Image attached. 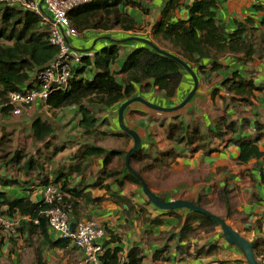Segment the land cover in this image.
<instances>
[{"label":"trees","instance_id":"trees-1","mask_svg":"<svg viewBox=\"0 0 264 264\" xmlns=\"http://www.w3.org/2000/svg\"><path fill=\"white\" fill-rule=\"evenodd\" d=\"M177 2L178 0H168L165 3L158 20L151 26L150 41L159 49L177 56L190 67L196 66L200 75L207 71H216L220 67L218 59L225 55L238 56V60L244 63L250 61L253 55L264 56V35L254 38L252 33L257 29L254 18L246 17L237 21L234 31L227 33L215 16L218 0H192L186 6L188 18L174 21L172 13L178 7ZM134 5L130 0H94L74 7L67 13V17L71 27L79 34L108 30L134 32L138 30L136 21L124 11L125 7ZM255 8L261 6L256 5ZM259 25L264 26V17L259 20ZM119 43L103 44L99 50L93 52L92 61L87 56L92 52V47L73 49L74 52L81 53V63L72 67L68 88L63 90L51 85L48 89V97L42 105L49 111L55 115V110L75 107L79 114L80 135L74 141L76 146L74 152L69 154L67 167L59 163L57 166L51 165L50 170L47 169L55 156L70 149L69 144L73 143L60 140L48 121L36 119L31 131L26 134L24 130L20 138L6 127L0 128V162L5 166L19 165V171L28 178L21 181L2 175L0 186H27L25 190H29L30 185L39 186L43 195L41 199L33 202L29 195L8 199L6 193L0 191V217L14 219L17 223L16 217H20L24 222H19L17 234L26 232L29 240L35 236L42 238L34 254H42L43 248L66 249L68 245L81 254L68 240L55 237L52 241L49 238L50 228L44 212L59 207L69 216L71 222H80L91 220L88 217L83 219L84 207L109 201L122 208L126 220L132 213H136L148 227L162 226L165 217L178 220L177 231L162 232L153 238L154 241L162 240L164 244L152 251L151 264H176L188 258L213 256L217 252L213 244L200 246L191 242L201 234L208 236L216 230L219 225L211 217L187 210L184 214L178 213V210L160 211L145 196L142 202H134L135 192H123L127 186L132 185L142 192L143 180L152 192L167 200L164 197L170 190L166 187V182L171 178L172 164L176 163L177 158L197 152L208 156L228 144L238 147L239 154L235 159L238 165L245 164L250 159L262 158L264 152L260 151L257 144L264 135V124L240 117L241 111L238 110L240 106L253 105L255 93L262 87L254 83L252 75L244 76L238 70L232 71L209 93L210 100L216 99L222 107L221 114L212 126L204 128L198 119L189 122L179 117V111L172 113L170 121L162 126L163 138L169 146L164 150L158 149L155 144H149L147 149L141 148L129 159L133 173L124 163V149H106L98 145L107 138H118L123 139L127 146L131 137L120 130H101L100 126L107 124V120L99 119L98 113L130 99L137 87L142 92L154 87L164 97L173 98L182 81L184 69L172 58L138 43L127 53L120 68L114 70L112 66L119 55ZM57 55L58 49L49 43L47 31L40 24L37 15L28 10L0 5L1 116L12 115L13 106L9 104V95L15 92L24 93L33 88L35 73ZM203 60L209 61L208 67L202 64ZM116 75H120L122 80H117ZM28 139L35 147L34 151L27 149ZM98 160L100 169L96 172L94 181L86 185L85 175L93 174L92 168ZM48 175L54 177L49 179ZM77 178L78 181L73 183ZM106 181L108 183L104 185ZM260 181L264 185L262 171ZM111 184L115 186L113 189H110ZM48 186L58 191L52 204L44 203L43 192ZM89 188H100L105 193L102 197H92L87 191ZM234 192L235 189L224 183L213 190L214 197L200 191L195 199H185L183 196H178V199L189 200L210 213L214 203L221 211L216 216L226 223L228 220L245 223L248 216L237 212L233 207ZM148 208L158 210V213L151 217ZM100 227L103 236H108V240L102 245L100 264H143L144 246L134 245L122 256L121 247H110L111 243H119L120 239L104 224ZM144 233L148 236V242L150 233ZM251 242L257 263L264 264V238H256ZM218 263L240 262L222 260ZM34 264H44L41 255Z\"/></svg>","mask_w":264,"mask_h":264},{"label":"crops","instance_id":"crops-1","mask_svg":"<svg viewBox=\"0 0 264 264\" xmlns=\"http://www.w3.org/2000/svg\"><path fill=\"white\" fill-rule=\"evenodd\" d=\"M135 3L134 6H127L124 11L131 15L138 27L134 32H123L121 30H108V31H87L80 35L90 34L95 32L98 38H102L103 44H110L114 41L123 40L130 36L140 37L150 40L151 26L158 20L160 12L168 0H130ZM192 0H178V7L172 13V20H186L188 18V10L186 8ZM261 6V8H255V6ZM217 21L225 28L227 33H231L235 29V23L242 21L246 17L254 18L257 23V29L253 31L254 38H258L261 34L264 35V26L259 25V20L264 17V0H218V5L215 11ZM132 43L123 42L120 44V51L116 63L112 66L114 70H118L127 55L135 46L137 41H129ZM102 44V45H103ZM93 46V44L91 45ZM90 48V47H89ZM94 48V47H92ZM93 52V51H92ZM252 59L247 62L238 60V56L225 55L218 59L220 67L216 71H207L204 75L198 73L196 66L191 67L192 71L196 75L198 86L194 97L191 101L178 112L180 118L191 121L198 119L203 123V127H211L214 120L221 114V103H217V100H210L209 93L214 87H218L220 82L230 75L232 71L238 70L242 75L247 74L253 76V81L256 85L262 87V89L255 93V101L251 106H240L238 110L241 111L240 117H246L252 121L257 120L264 124V56L259 54L253 55ZM205 66H209L208 60L202 61ZM117 80L121 81L120 75H116ZM193 88V79L187 73L183 71L182 81L177 89V92L173 98H166L154 87H151L149 91L142 92L137 87L135 96H141L159 106L172 107L182 101L185 96ZM123 103V102H122ZM43 103L37 102L31 109L22 108L19 115L1 116L0 115V128L6 127L8 130L15 132L19 138L23 135L20 130H26L25 133L31 131V126L36 119L48 121L55 129L56 135L60 140L71 141L69 144L70 149H66L64 152L59 153L50 162L51 165L57 166L59 163L67 167L68 157L75 149V140L80 135V129L78 127L79 114L75 107H67L59 111H49ZM120 104L108 110H101L98 113L99 119H106L107 124L100 126L101 130L118 132L117 124V111ZM175 113V112H172ZM172 113L158 112L146 108L140 103L131 104L123 113V119L125 124L133 129L141 140V147L147 149L149 144H155L158 149L164 150L169 146V143L165 139L159 136L162 133V126H165L170 121ZM177 114V113H176ZM16 120L14 124L8 123L7 120ZM61 120L58 124V120ZM62 126V132L58 128ZM17 137V138H18ZM18 138V140H19ZM117 145L121 144L118 138H107L98 145L106 149H118L127 151L133 145V140H129L125 148L112 147V140ZM123 140V139H122ZM115 144V143H114ZM28 150L34 151L35 147L31 145V141L27 140ZM125 145V144H124ZM260 151L264 152V135L258 142ZM27 147V146H26ZM239 154L238 147L234 144H228L221 147L218 152L211 153L210 155H204L202 152L190 154L188 156L179 157L176 159V163L172 164V173L180 175L181 180L176 181V187L170 189V193L165 194V199L173 200L178 199V196H183L185 199H195L200 191L208 194L209 197H214L213 190L216 187L227 184L229 188L235 189L234 196L232 198V204L234 209L244 215L248 216L245 223H241L239 220H228L229 224L234 230L242 235L246 240L252 241L253 239L264 238V185L260 181V171L264 175V155L260 159H250L247 163L238 165L235 162ZM100 160L93 166V174L85 175V184H91L96 177V172L100 169ZM6 176L7 178L15 177L21 181L27 180L26 176L19 171V165L5 166L0 162V176ZM30 177V176H28ZM49 179H52V175H48ZM83 180V181H84ZM78 178L73 180V183L77 182ZM33 183V181L31 180ZM30 183V184H32ZM108 181L104 182V185ZM133 186V185H132ZM132 186H127L123 194L129 192H135L134 202H142L143 198L137 199L139 190L138 188L132 189ZM115 186L110 185V189ZM27 186H6L1 187L0 191L6 193L8 199H14L29 195L30 200L36 202L42 198V188L39 186L30 185L29 190H25ZM88 193L92 197H102L105 193L100 188H89ZM141 194V193H140ZM144 196V195H143ZM175 196V197H174ZM146 198V197H145ZM183 199V200H185ZM189 201V200H188ZM83 219L90 218L99 223L104 224L109 231L115 237L120 239L119 243H111L110 247L119 246L122 249V256H125L126 252L134 245L145 247L144 248V260L143 264H151L150 257L154 249L161 247L163 241H154L153 238L157 237L162 232H175L177 231L178 220L174 217H165L164 224L160 227H148L143 224L142 218L138 214L132 213L126 220V216L120 206L109 201H103L99 204H90L84 207ZM151 217L158 213V210H152L148 208ZM186 210H178V213L184 214ZM18 221L23 223V219L16 217ZM145 231L150 233L149 241ZM208 236L203 234L193 238L192 244L209 245L213 244L216 247V254L210 257L203 258H188L181 263L176 264H219L218 261L228 259L230 261L238 260L239 264H246L243 253L234 247L227 244L223 236L216 230ZM48 236L53 241L55 235L48 230ZM108 240V236L104 235L98 240L100 244H104ZM42 242V238L39 236L33 237L29 240L26 232L23 234L18 233L15 237L8 236L4 231L0 229V264H33L36 259L41 255L44 264H72L78 260L80 254L73 250L70 245L66 249L51 248L42 249V254H34L35 250ZM175 241L172 242L174 244ZM173 253V252H172ZM160 264V263H158Z\"/></svg>","mask_w":264,"mask_h":264},{"label":"built area","instance_id":"built-area-1","mask_svg":"<svg viewBox=\"0 0 264 264\" xmlns=\"http://www.w3.org/2000/svg\"><path fill=\"white\" fill-rule=\"evenodd\" d=\"M92 1L94 0H0V5L28 10L37 15L40 24L47 31L49 43L58 49L57 57L35 73L33 88L24 93L15 92L9 95L13 115H19L22 108H33L37 102L45 103L51 85L63 90L68 88L72 67L81 63V53L74 52L69 44L70 37L80 34L71 27L67 13L76 6ZM93 54H87L90 61ZM43 193L46 204H52L54 196L58 195V191L52 186L46 187ZM44 214L55 237L68 240L81 253L75 264H100L99 257L103 247L98 240L102 238L103 231L98 222H71L69 216L59 207H53ZM17 227L18 223L14 219L0 217V229L8 236L15 237Z\"/></svg>","mask_w":264,"mask_h":264},{"label":"water","instance_id":"water-1","mask_svg":"<svg viewBox=\"0 0 264 264\" xmlns=\"http://www.w3.org/2000/svg\"><path fill=\"white\" fill-rule=\"evenodd\" d=\"M42 1H40L41 3ZM129 42V41H137L142 44H145L149 46L153 51L160 53L162 55L168 56L172 58L174 61H176L179 65L183 67L184 70L187 71V73L192 77L193 79V88L191 91L185 96V98L180 101L178 104L172 106V107H163L156 105L154 103H151L147 99L141 96H135L131 97L130 99L124 101L123 103L120 104L118 111H117V124L118 128L120 131L125 132L128 134L132 140H133V145L130 149L126 151L125 158H124V163L127 167V169L131 172L132 169L130 168L129 165V159L132 155H134L137 151H139L141 147V140L138 134L131 128H129L123 119V113L124 111L133 103H140L143 106H145L148 109L158 111V112H165V113H172V112H177L182 110L194 97L197 86H198V81L196 78V75L192 71L191 67L187 65L185 62H183L180 58L177 56L166 52L164 50L159 49L154 43H152L149 39L145 38H140V37H135V36H130L128 38H125L123 40H119L117 42ZM116 42V41H114ZM90 49V48H89ZM134 173V172H133ZM136 175V174H135ZM139 177L138 175H136ZM141 191L143 195L146 197V199L154 206V208L160 210V211H169V210H187L189 212H197L200 214H204L206 216L211 217L216 223H218L220 230L222 232V236L224 241L229 244L237 247L244 255V259L246 264H258L254 253H253V243L246 240L242 235H240L236 230H234L229 224L226 223V221L222 220L218 216L208 212L206 209H203L199 206L194 205L192 202L188 200H183V199H176V200H164L160 198L158 195H156L154 192H152L146 185V183L141 180Z\"/></svg>","mask_w":264,"mask_h":264},{"label":"rangeland","instance_id":"rangeland-1","mask_svg":"<svg viewBox=\"0 0 264 264\" xmlns=\"http://www.w3.org/2000/svg\"><path fill=\"white\" fill-rule=\"evenodd\" d=\"M69 40H70V42H69V44H70V46H71V48L72 49H74V50H82V49H89V47L91 48V47H94L93 48V52H95V51H97V50H99L101 47H102V44H103V42L102 41H99V40H103L102 38H98V35H96L95 34V32L90 36V34H85V35H77V36H73V37H70L69 38ZM93 44V46H91ZM5 120H7L8 121V123H10V124H14L15 123V121L16 120H11L10 121V119H5ZM61 120L59 119L58 120V124H60L61 122H60ZM61 125H60V127L58 128V130H60L61 132L63 131L62 129H61ZM116 129L117 130H119V128H117L116 127ZM21 132H19L18 131V133L20 134V133H22V132H24V129H22V130H20ZM159 136H161V137H163V135H162V133L159 135ZM110 140H112V139H110ZM114 140H116V139H113L112 140V147H119V148H125V145H124V140H119L120 142H122V145L121 144H119V145H117L116 144V142L114 141ZM115 143V144H114ZM128 150V149H127ZM177 180H181V178H180V175L179 174H177V173H172V175H171V178H170V180L169 181H167L166 182V187H168V190H170V189H172V188H174V187H176L177 185V183H176V181ZM132 189H134L135 187L134 186H132L131 187ZM141 193V194H140ZM138 197H137V199H139V197L140 198H142V197H144L143 196V194H142V192H139L138 194ZM210 211L213 213V214H215V215H220L221 214V211H220V209L217 207V205L216 204H212V207L210 208ZM17 221H18V219H16ZM18 224H19V221H18ZM216 231L218 232V233H220L221 234V236H222V232H221V230H220V227L218 226L217 228H216ZM213 235H216L217 233H212ZM235 247V246H234ZM237 248V247H236ZM238 249V248H237ZM264 257V256H263ZM79 259V258H78ZM224 261H228V259H224ZM76 262V261H75ZM246 263V262H245ZM34 264V263H33ZM72 264H75V263H72Z\"/></svg>","mask_w":264,"mask_h":264},{"label":"bare ground","instance_id":"bare-ground-1","mask_svg":"<svg viewBox=\"0 0 264 264\" xmlns=\"http://www.w3.org/2000/svg\"><path fill=\"white\" fill-rule=\"evenodd\" d=\"M192 78V77H191Z\"/></svg>","mask_w":264,"mask_h":264}]
</instances>
